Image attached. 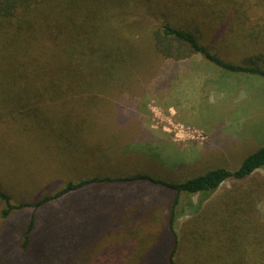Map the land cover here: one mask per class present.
Returning <instances> with one entry per match:
<instances>
[{"label":"trees","instance_id":"16d2710c","mask_svg":"<svg viewBox=\"0 0 264 264\" xmlns=\"http://www.w3.org/2000/svg\"><path fill=\"white\" fill-rule=\"evenodd\" d=\"M248 5L249 0H0V140L19 122L40 135L50 133L54 144L41 146L64 160L70 153L71 161L59 159L63 166L47 177L76 174L33 202H12L0 183L2 219L32 208L20 252L10 253L0 240V264H264V210L258 207L264 203V145L235 169L217 167L183 181L144 171L102 174L94 170L112 160L124 163L119 168L136 163V152L113 155L116 132L109 130L108 139L88 113L79 114L82 106L105 100L116 78L136 75L142 59L147 66L150 54L174 60L198 54L225 71L264 77L263 54L234 63L207 44L214 35L238 37ZM208 26L213 31L207 33ZM244 31L250 38L258 32ZM258 35L264 38V27ZM58 103L77 110L53 120L43 110ZM79 169L95 174L79 178ZM226 181L231 186L215 194ZM143 182L170 191L167 203L128 190L98 200L91 190ZM28 186L21 195L30 192ZM78 192L76 202L36 219V211Z\"/></svg>","mask_w":264,"mask_h":264},{"label":"rangeland","instance_id":"374dc122","mask_svg":"<svg viewBox=\"0 0 264 264\" xmlns=\"http://www.w3.org/2000/svg\"><path fill=\"white\" fill-rule=\"evenodd\" d=\"M135 15L134 19L137 18ZM245 27L258 32L264 27V3L249 0L247 21L241 23L238 37L231 34L226 40H217L214 35L207 44H214L220 57L234 63H242L252 55H264V38L258 32L256 37H244ZM211 28L213 26L206 27V32L209 33ZM148 57L147 66L143 59L138 62L136 75L128 73L116 78L114 86L108 88L105 100L88 109L82 106L80 113L76 111L80 115L81 112L88 113L87 119L92 124L98 122L108 139L109 130L116 132L115 147L110 150H114L113 155L121 150H132L137 155L131 158L137 164L119 168L124 163L112 160L104 170L94 172L122 175L125 170L127 173L144 171L159 178L183 181L217 167L235 169L246 155L264 145L263 76L225 71L198 54L181 60L165 59L157 54ZM75 110L66 103H58L45 107L43 112L59 121L60 116ZM0 141L4 144L0 147V183L14 203L33 202L76 176L47 177L63 166L62 162L57 163L59 159L71 161L70 153L64 160L57 157L55 151L51 154L41 146V141L54 144L50 133L40 135L36 129L29 130L19 122L18 125L10 124ZM62 152L60 155L64 157ZM148 157L154 161H148ZM79 171V178L95 174ZM259 174L264 172L259 170ZM35 180L39 182L32 185ZM231 183L223 182L215 194L230 187ZM27 185L32 189L21 195V187ZM33 187L41 189L33 190ZM91 190L98 200L102 196L126 193V190L136 191L142 196L154 197L161 205H165L167 196L171 195L163 186L145 182L96 186ZM69 196L49 203L47 208L50 210L36 211V219L39 221L42 215L65 209L68 201L76 202L81 197L79 192ZM197 198V195L191 196L192 202L196 203ZM3 206L0 201V211ZM258 207L264 210V203H259ZM31 213L32 208L27 207L13 211L7 219L0 217V240L4 239L10 253H19L22 249L21 232ZM179 218L182 222L186 216ZM39 228L40 222L36 233ZM32 246L36 243L33 242ZM29 263L34 264V261L26 264Z\"/></svg>","mask_w":264,"mask_h":264}]
</instances>
